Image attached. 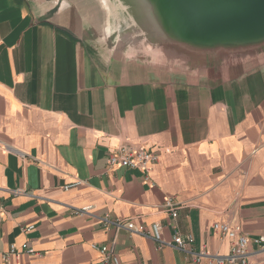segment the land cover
Segmentation results:
<instances>
[{
    "label": "crops",
    "instance_id": "crops-1",
    "mask_svg": "<svg viewBox=\"0 0 264 264\" xmlns=\"http://www.w3.org/2000/svg\"><path fill=\"white\" fill-rule=\"evenodd\" d=\"M107 24L100 0H0V252L27 243L36 255L9 264H98L105 245L119 264H188L174 247L99 224L105 214L216 255L231 241L215 222L263 236L264 46L169 69L129 54ZM124 143L158 163L108 168ZM248 250L264 264V249Z\"/></svg>",
    "mask_w": 264,
    "mask_h": 264
},
{
    "label": "water",
    "instance_id": "water-1",
    "mask_svg": "<svg viewBox=\"0 0 264 264\" xmlns=\"http://www.w3.org/2000/svg\"><path fill=\"white\" fill-rule=\"evenodd\" d=\"M100 2L109 17L106 3L104 0ZM168 2L169 4L166 2L160 5L163 10L175 11L176 18L170 23L172 26L169 24V28L159 30L161 33L164 32L163 36L166 38L152 39V45L156 42L173 41L178 47L181 45L190 47L197 54L199 62L232 59L234 55L250 54L264 46V0H168ZM107 25L109 26V23ZM166 31L177 38L170 41L165 34ZM108 33L111 34L110 29ZM187 34L192 37L187 38ZM223 38L224 42L221 41ZM122 43L124 44L123 41ZM191 66L197 65L188 67Z\"/></svg>",
    "mask_w": 264,
    "mask_h": 264
},
{
    "label": "built area",
    "instance_id": "built-area-1",
    "mask_svg": "<svg viewBox=\"0 0 264 264\" xmlns=\"http://www.w3.org/2000/svg\"><path fill=\"white\" fill-rule=\"evenodd\" d=\"M159 155L157 152L146 147L144 144L124 143L119 145L114 151L110 152L106 158L108 168H127L139 170L143 173L151 171L152 167L158 163ZM81 186V181L74 180L62 187L63 190H70ZM20 193L19 190L13 191V195ZM165 207L173 218H176V208L173 206L171 198L165 201ZM1 210V208H0ZM90 207L78 210V214H88ZM99 224L112 226L116 231H126L129 234H135L146 239L154 241L158 249L164 247H174L184 254L189 260L188 264H250L248 250L249 244L253 243L259 248L264 249V235L250 239L243 233L239 226H231L229 223L215 222L211 228L215 235L220 238H227L231 241L229 252L225 255L211 254L204 248L195 250L192 248L193 238L191 236H181L177 232L172 238V243L165 240L161 234V226L153 224L149 229L141 224H135L132 220H110L107 214L95 217ZM2 218L0 217V223ZM93 248H95L93 246ZM101 255L98 264H119L115 253L103 245L98 248ZM24 253L35 256V250L27 243L20 247L10 245L6 252H0V264H9L12 258L17 259Z\"/></svg>",
    "mask_w": 264,
    "mask_h": 264
},
{
    "label": "rangeland",
    "instance_id": "rangeland-1",
    "mask_svg": "<svg viewBox=\"0 0 264 264\" xmlns=\"http://www.w3.org/2000/svg\"><path fill=\"white\" fill-rule=\"evenodd\" d=\"M104 2L109 13L107 29H110L112 34L108 33V36L110 35L108 38L122 40L124 42L122 45L126 46L129 54L151 61L162 68H186L193 64L198 66L197 54L190 47L182 45L178 47L173 43L171 40L177 36L170 32H165L170 43L167 41L151 44L152 39L166 38L163 36L164 32L161 33L159 30L169 28V24L176 18L175 11L163 10L160 5L166 2L169 4L168 0H104ZM186 37L192 36L187 34ZM221 41L224 42L225 38Z\"/></svg>",
    "mask_w": 264,
    "mask_h": 264
}]
</instances>
